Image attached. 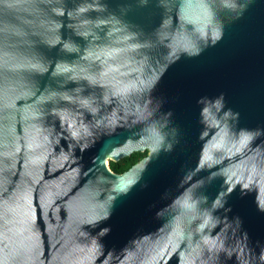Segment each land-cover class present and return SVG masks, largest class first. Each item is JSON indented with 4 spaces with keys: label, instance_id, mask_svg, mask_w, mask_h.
<instances>
[{
    "label": "water",
    "instance_id": "1",
    "mask_svg": "<svg viewBox=\"0 0 264 264\" xmlns=\"http://www.w3.org/2000/svg\"><path fill=\"white\" fill-rule=\"evenodd\" d=\"M0 264H264V0H0Z\"/></svg>",
    "mask_w": 264,
    "mask_h": 264
},
{
    "label": "trees",
    "instance_id": "2",
    "mask_svg": "<svg viewBox=\"0 0 264 264\" xmlns=\"http://www.w3.org/2000/svg\"><path fill=\"white\" fill-rule=\"evenodd\" d=\"M147 155L148 152H135L131 156L123 158L119 162L111 161V168L114 172L121 174L129 170L133 165L138 163Z\"/></svg>",
    "mask_w": 264,
    "mask_h": 264
},
{
    "label": "snow or ice",
    "instance_id": "3",
    "mask_svg": "<svg viewBox=\"0 0 264 264\" xmlns=\"http://www.w3.org/2000/svg\"><path fill=\"white\" fill-rule=\"evenodd\" d=\"M109 155H112V152L110 151L109 152ZM107 159V157H105V160ZM102 163L104 162V161H101ZM127 183H131V181L129 180V181H127ZM121 186H123V183H122V185Z\"/></svg>",
    "mask_w": 264,
    "mask_h": 264
}]
</instances>
